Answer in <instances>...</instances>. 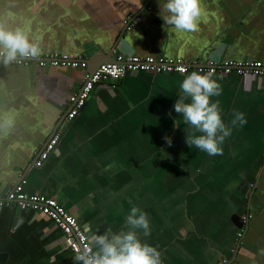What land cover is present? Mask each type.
Returning a JSON list of instances; mask_svg holds the SVG:
<instances>
[{
	"label": "crops",
	"instance_id": "obj_1",
	"mask_svg": "<svg viewBox=\"0 0 264 264\" xmlns=\"http://www.w3.org/2000/svg\"><path fill=\"white\" fill-rule=\"evenodd\" d=\"M166 2L0 0V26L22 31L41 58L85 59L118 44L115 53L124 58L264 61V0H200L194 33L165 24ZM86 76L83 69L0 65V196L26 180L28 194L55 199L99 234L127 230L136 206L151 227L150 236H138L160 251L163 264H230L239 232L233 218H248L250 233L233 264H264V78L213 77L222 94L211 100L219 101L232 134L222 155L209 156L185 142L188 126L174 104L186 75L177 73L101 83L62 128ZM237 111L246 124L233 126ZM58 131L65 136L56 152L37 168ZM19 212H0V264H74L49 218L31 212L15 227Z\"/></svg>",
	"mask_w": 264,
	"mask_h": 264
},
{
	"label": "clouds",
	"instance_id": "obj_2",
	"mask_svg": "<svg viewBox=\"0 0 264 264\" xmlns=\"http://www.w3.org/2000/svg\"><path fill=\"white\" fill-rule=\"evenodd\" d=\"M163 10L168 13L163 17L165 24L183 32L199 30L200 0H167ZM40 54L39 45L30 42L22 31L6 30L0 26V60L5 66L18 58H36ZM213 77L212 70L203 75L196 71L186 75L180 84L179 99L174 104L175 112L182 116L184 124L188 126L185 131L186 144L189 148L195 146L209 156L222 155V145L232 134L231 128L222 119L219 101L211 100L222 94L221 85ZM238 123L243 125L247 121L244 114L237 111L232 124L235 126ZM179 127L176 120L174 128ZM164 140L169 147L172 146L173 141L169 136L166 135ZM111 167L108 165V169ZM126 226L127 230L114 232L109 228L99 234L92 231L90 222L85 223L83 232L87 234L88 243L76 251L74 264H163L160 251L143 243L138 236V231L145 236L151 235L147 213L133 206L127 215Z\"/></svg>",
	"mask_w": 264,
	"mask_h": 264
},
{
	"label": "built area",
	"instance_id": "obj_3",
	"mask_svg": "<svg viewBox=\"0 0 264 264\" xmlns=\"http://www.w3.org/2000/svg\"><path fill=\"white\" fill-rule=\"evenodd\" d=\"M117 61L118 63L115 64L101 65L92 76H89L87 73L82 89L71 96L70 109L63 121L62 128H66L70 123L75 121L85 108L97 85L105 82H120L129 74L177 73L188 75L196 71L203 75L212 70L214 76L237 75L240 77L252 76L264 78V61L237 62L235 60H228L223 63H217L210 59L206 62H190L185 59L169 60L166 58L157 59L139 56L130 58L119 56ZM0 65H4L2 60H0ZM10 65L25 67L39 65L40 67L83 69L87 72V64L82 57L74 58L58 54L44 58H18L16 62ZM62 137V131L54 134L40 153L35 164L37 168L43 167L45 162L56 152ZM27 183L26 180H22L12 190L7 192L5 196H0V208L15 206L20 212L29 210L37 215L49 218L63 232L65 243L72 250L73 254L76 255V251L82 249L88 243L87 235L83 232V227L77 218L53 198L41 194H28L25 191ZM244 220L245 222L249 221L248 218ZM247 230L246 225L239 230L237 236L238 244L244 240Z\"/></svg>",
	"mask_w": 264,
	"mask_h": 264
},
{
	"label": "water",
	"instance_id": "obj_4",
	"mask_svg": "<svg viewBox=\"0 0 264 264\" xmlns=\"http://www.w3.org/2000/svg\"><path fill=\"white\" fill-rule=\"evenodd\" d=\"M118 44L115 45L114 49L110 52V53H105L104 51H102L101 49H98L97 51H91L89 53H87L84 61L87 64V73L89 76H92L96 70L103 64H115L118 63L117 61V55L115 53L116 49H117ZM123 57V56H120ZM231 60V59H230ZM74 122V121H73ZM72 122V123H73ZM70 123V125L72 124ZM65 136V134L63 135V137ZM62 137V138H63ZM261 176V175H260ZM260 178V177H259ZM259 183V179L257 181V184ZM253 196V195H252ZM251 196V198H252ZM2 211V209L0 210V212ZM31 212L29 210H25V211H21L16 215V220H15V227L18 226L19 224H21L22 222H24L27 217L29 216ZM249 220V219H248ZM233 223L235 224V226L240 230L242 229L245 225L247 226V228L249 227V221L245 222L244 219H242L239 216H234L233 218ZM241 242L238 244L237 246V250L235 252L234 255V259L230 264H233L234 261H236L237 259V254L239 252V249L241 247Z\"/></svg>",
	"mask_w": 264,
	"mask_h": 264
},
{
	"label": "rangeland",
	"instance_id": "obj_5",
	"mask_svg": "<svg viewBox=\"0 0 264 264\" xmlns=\"http://www.w3.org/2000/svg\"><path fill=\"white\" fill-rule=\"evenodd\" d=\"M249 233H250V230H247V233H246V235H249ZM246 237V236H245ZM244 240H245V238H244ZM243 240V241H244ZM262 250H264V247L263 248H261V254H263L264 253V251H262Z\"/></svg>",
	"mask_w": 264,
	"mask_h": 264
}]
</instances>
